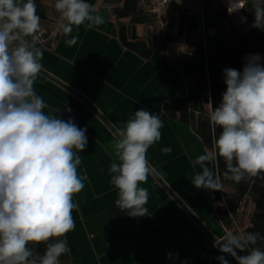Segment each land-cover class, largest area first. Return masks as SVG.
I'll return each mask as SVG.
<instances>
[{
  "label": "crops",
  "instance_id": "0c3cea01",
  "mask_svg": "<svg viewBox=\"0 0 264 264\" xmlns=\"http://www.w3.org/2000/svg\"><path fill=\"white\" fill-rule=\"evenodd\" d=\"M86 2L105 23L88 27L85 22L74 26L70 36L59 32L50 44L37 46L43 52L42 68L33 85L47 105L46 114L72 118L87 129L78 172L88 179L73 198L78 204L72 212L75 228L66 237L71 251L59 257L60 264H220V256L237 264L219 244L228 233L243 232L242 225L226 227L217 212L224 201L191 181L202 170L192 161L212 149L193 125L165 110L167 101L188 92L190 79L182 65L190 37L168 40L171 31L156 37L152 20L136 23L139 38L153 48L143 56L121 39V25L130 24V17L119 18L111 9L116 0ZM45 5L49 19L40 21V29L55 27L60 15L46 0ZM72 36L79 37L77 44L66 45ZM141 109L159 115L163 127L161 139L147 151L155 169L141 185L149 194L147 214L132 217L115 205L109 168L119 163L114 148L118 130ZM206 166L215 171V161ZM249 248L264 251V238ZM247 254V249L237 250V255Z\"/></svg>",
  "mask_w": 264,
  "mask_h": 264
},
{
  "label": "clouds",
  "instance_id": "9594fccd",
  "mask_svg": "<svg viewBox=\"0 0 264 264\" xmlns=\"http://www.w3.org/2000/svg\"><path fill=\"white\" fill-rule=\"evenodd\" d=\"M60 14L56 32L70 36L73 27L105 23L86 0H55ZM264 23V6L255 7V26ZM40 28L35 0H0V264H60L59 257L71 251L67 233L75 228L72 216L88 179L78 172L80 153L87 147L86 128L72 118L46 114L43 98L34 82L41 71L42 50L35 33ZM55 34V33H54ZM33 37L30 41L27 37ZM78 36L65 41L77 44ZM259 54L245 58L243 71L226 68V91L209 119L220 129L213 148L192 161L202 170L192 184L210 191L222 189L219 178L206 162L222 157L225 178L240 182L245 176L264 173V66ZM211 105V101H209ZM71 111V109H67ZM159 115L144 109L134 113L114 143L119 163L112 162L110 184L117 190L115 205L128 215L147 214L148 190L141 187L155 174L147 160L151 145L161 139ZM235 161V163H233ZM260 233H228L219 244L237 264H264V251L249 248L262 239ZM45 243L42 256L30 244ZM247 255H237V250ZM220 264H228L224 256Z\"/></svg>",
  "mask_w": 264,
  "mask_h": 264
},
{
  "label": "trees",
  "instance_id": "16d2710c",
  "mask_svg": "<svg viewBox=\"0 0 264 264\" xmlns=\"http://www.w3.org/2000/svg\"><path fill=\"white\" fill-rule=\"evenodd\" d=\"M117 3L111 9L119 18L130 17V24H122L120 35L123 43L140 52L143 56H149L152 45L144 39H140L136 32L135 24L150 21L154 17L144 8L139 6L140 0H116ZM245 13L252 29L238 33L234 28H227L226 21L235 18L224 9L212 3L205 4V36L199 32V21L196 12L181 7L178 16L179 27L177 33L167 35L168 40L179 39L182 36L190 37V45L185 52L182 69L190 79L186 95L173 98L166 102L165 110L170 116L178 117L183 122L194 126L205 145L213 148V140L218 137L220 129L214 128L210 123L209 114L219 106L222 94L226 91L223 72L226 68H232L242 72L248 51L264 52V23L255 26V7L264 6V0H246ZM36 14L40 21L47 22L49 15L45 0H35ZM165 13L163 14V16ZM230 19V20H229ZM170 29L175 26L170 20L167 25ZM53 26L41 28L44 35H49ZM40 29V28H39ZM215 33L210 34L209 30ZM200 37H196L197 34ZM211 101V105L209 104ZM235 163V161H233ZM227 170L226 162L222 157L216 160L215 175L222 185L221 190L213 191L215 199H222L224 203L217 208L218 215L226 227H233L238 221L239 211L250 198L253 203L249 222L242 225L243 232L264 234V173L255 177L245 176L240 182L227 179L224 173ZM263 239V238H262ZM258 239L255 245L261 244ZM34 254L42 256L46 250L45 243L30 244Z\"/></svg>",
  "mask_w": 264,
  "mask_h": 264
},
{
  "label": "built area",
  "instance_id": "2783aa9c",
  "mask_svg": "<svg viewBox=\"0 0 264 264\" xmlns=\"http://www.w3.org/2000/svg\"><path fill=\"white\" fill-rule=\"evenodd\" d=\"M175 0H140L139 6L148 11L151 15L156 16L158 19H162L163 14L167 9H171L174 7ZM201 7L198 9V21H199V32H201L204 36L206 34V23H205V4L212 3L215 6H218L224 9L227 13V19L232 16L235 19L227 23V28H234L238 33L242 31H248L252 29L253 24L249 22L248 16L245 13L246 0H201ZM230 20V19H229ZM57 25L51 30L49 35H44V30L39 29L37 33H35V42L37 46H46L50 44L53 38L59 33L56 32ZM55 33V34H54ZM210 34H214L215 30L210 29ZM249 55L259 54L261 57L260 63L261 66H264V52L262 51H248ZM216 168V161H215Z\"/></svg>",
  "mask_w": 264,
  "mask_h": 264
},
{
  "label": "rangeland",
  "instance_id": "374dc122",
  "mask_svg": "<svg viewBox=\"0 0 264 264\" xmlns=\"http://www.w3.org/2000/svg\"><path fill=\"white\" fill-rule=\"evenodd\" d=\"M46 1L48 2L50 7L55 9L54 8L55 0H46ZM201 4H202L201 0H175L174 7L171 9H167V12H165V15L162 17V19L161 20L159 19L160 21L164 22L165 27L161 26L160 24H155V20H153L154 18L150 22L152 25L156 26L154 27L156 37L159 36L161 38L163 37L164 33L168 34L170 31L172 33H177L179 27L178 16L180 14L181 7H185L189 9L190 12H198V9H200ZM170 20L173 22V24H175V26L172 27L173 30L167 29L169 28L167 25ZM196 37L198 39V37H200V34L198 33ZM252 210H253V203L250 200V198H248L244 206L239 211L240 213H239L238 221L241 223V225H245L246 222L247 223L249 222L248 219H249V215L252 213Z\"/></svg>",
  "mask_w": 264,
  "mask_h": 264
}]
</instances>
